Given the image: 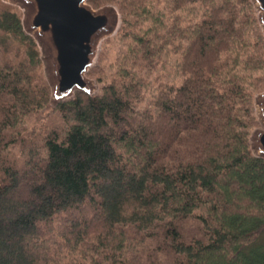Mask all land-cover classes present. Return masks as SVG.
I'll return each mask as SVG.
<instances>
[{
  "label": "trees",
  "instance_id": "trees-1",
  "mask_svg": "<svg viewBox=\"0 0 264 264\" xmlns=\"http://www.w3.org/2000/svg\"><path fill=\"white\" fill-rule=\"evenodd\" d=\"M89 2L118 6L127 64L99 93L57 104L63 127L21 166L9 146L26 117L52 109L51 90L21 10L0 0V264H264V158L250 144L264 38L250 0H205L186 24L153 20L148 0ZM169 46L182 81L137 109V66L157 67ZM132 248L156 261H132Z\"/></svg>",
  "mask_w": 264,
  "mask_h": 264
},
{
  "label": "water",
  "instance_id": "water-1",
  "mask_svg": "<svg viewBox=\"0 0 264 264\" xmlns=\"http://www.w3.org/2000/svg\"><path fill=\"white\" fill-rule=\"evenodd\" d=\"M24 12L22 24L40 47L44 70L51 87L50 103L73 98L76 91L96 94V80L87 75L101 40L113 34L120 23L116 6L95 8L88 0H4ZM264 34V0H252ZM261 126L250 136L256 156L264 158V90L255 97Z\"/></svg>",
  "mask_w": 264,
  "mask_h": 264
},
{
  "label": "rangeland",
  "instance_id": "rangeland-1",
  "mask_svg": "<svg viewBox=\"0 0 264 264\" xmlns=\"http://www.w3.org/2000/svg\"><path fill=\"white\" fill-rule=\"evenodd\" d=\"M2 1L9 3L4 0ZM242 2H244V0H242ZM250 2L253 6L252 7L253 14L256 18L257 25L264 38L263 30H262V27L260 26L259 19H258V11L255 8L252 0H250ZM167 3H168V0H148V5L150 9L153 11L151 15V17H153L152 18L153 20L156 19V14L160 17L162 21L167 20V18L169 19L170 14H171L172 19L175 22L186 24V22H188L191 19L196 21V20H199L200 17L204 16L205 7L208 6L205 3V0H193V1L188 2L186 6H184L185 3L182 4L181 9H177L175 11L173 10L170 12L167 7ZM9 4L17 6L21 10L22 20H23L24 12L21 9V7L13 3H9ZM107 4H113L114 6L117 7L119 11V8L116 4L106 3L104 5H107ZM104 5H101L98 7L94 6V7L100 8ZM121 25H122V15L120 13V23H119L117 30L113 34L101 40L95 62L92 66L93 68H98L102 70L101 74H99L102 77V81L97 79L98 77L95 76L94 74L92 73H91L92 75L90 74V69L92 67H90L87 73L89 77L96 80L97 88H98L96 90V93L100 92V89L103 84L113 80V77L116 75V72L117 71L119 72V70L122 67H124L125 64H127L126 61L128 60V57H129L130 48H129V45L126 39H123L121 34L119 33V28ZM38 48H39V53H40V58H41V52H40L39 45H38ZM180 60L181 59H180L179 54L173 52L171 47L169 46L164 50L162 61L158 63L157 67L156 65L152 67H143L144 66L143 64L137 66L138 75H139V78L141 79V84H143V90H142L143 99L138 101L137 106H136L137 109H144L145 107L150 106V103L152 105L153 99L156 96V91L158 90L159 85L161 83L170 82V83L179 84L182 81L181 72L179 70ZM41 61H42L43 77L45 78L47 84L50 87L49 81L47 80L46 73L44 70V62L42 58H41ZM259 85H261L260 87L264 89V80H261ZM50 90H51V87H50ZM258 93L259 92H256L253 96V107H254V112H255V116H256V120L258 124L251 130V133L255 128L261 126L258 116L255 111V106H254L255 97ZM56 106L57 105L54 106L50 104V107L52 109H41L37 113H34L26 117L25 121L20 126V133L18 134L19 138H17V142L14 145L9 146V150L11 152L10 156H12L13 159L14 157L18 158V160L20 161L19 164L21 166L24 164L23 160H25V158L28 157L29 148L39 149L40 153H43V154L45 153V148L43 147L44 145H43L42 137L43 135H45L47 131H49L50 129L54 130L56 128L58 130L63 127L61 126L63 124V118L61 117L58 110L53 109ZM24 139H25V142L22 143ZM35 158L38 159L39 157L36 156ZM21 191L23 192V195L26 194V190L24 188H21ZM63 221H64L63 217L59 216V218H55L53 223L56 226L60 227ZM194 229L195 227L193 225H187L185 232L188 235H191ZM59 255L62 257L59 259L60 261H62V263H65L66 261H74L76 259L78 260L77 254L67 253L66 251L60 250ZM128 256L130 257L132 261H137V262L156 261L155 259L149 258L146 253L136 251L134 248L129 249ZM158 262L162 264L166 262V260L161 254L158 259Z\"/></svg>",
  "mask_w": 264,
  "mask_h": 264
}]
</instances>
